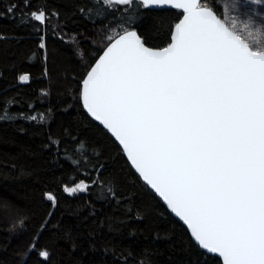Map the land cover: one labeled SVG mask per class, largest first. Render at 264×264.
I'll use <instances>...</instances> for the list:
<instances>
[{
	"label": "trees",
	"instance_id": "1",
	"mask_svg": "<svg viewBox=\"0 0 264 264\" xmlns=\"http://www.w3.org/2000/svg\"><path fill=\"white\" fill-rule=\"evenodd\" d=\"M222 1L200 3L223 18ZM250 2L264 8V0ZM41 10L43 24L30 15ZM181 14L139 0H0V264H222L140 180L79 98L109 37L133 29L161 48ZM82 181L86 190L64 191Z\"/></svg>",
	"mask_w": 264,
	"mask_h": 264
},
{
	"label": "snow or ice",
	"instance_id": "2",
	"mask_svg": "<svg viewBox=\"0 0 264 264\" xmlns=\"http://www.w3.org/2000/svg\"><path fill=\"white\" fill-rule=\"evenodd\" d=\"M140 3L183 11L171 42L146 47L126 29L109 37L83 79V105L201 249L223 264H264V25L221 18L200 0ZM30 15L46 21L43 10Z\"/></svg>",
	"mask_w": 264,
	"mask_h": 264
},
{
	"label": "rangeland",
	"instance_id": "3",
	"mask_svg": "<svg viewBox=\"0 0 264 264\" xmlns=\"http://www.w3.org/2000/svg\"><path fill=\"white\" fill-rule=\"evenodd\" d=\"M221 6L225 15L235 17L240 21L251 20L256 26L264 25V8L253 6L250 0H223ZM75 186L76 184L70 188ZM76 192L79 191L72 193Z\"/></svg>",
	"mask_w": 264,
	"mask_h": 264
},
{
	"label": "water",
	"instance_id": "4",
	"mask_svg": "<svg viewBox=\"0 0 264 264\" xmlns=\"http://www.w3.org/2000/svg\"><path fill=\"white\" fill-rule=\"evenodd\" d=\"M140 1V0H139ZM201 1V0H200ZM148 8H151V9H163V8H174V7H171V6H164V7H148ZM179 11H181V16H180V18L177 20V22L176 23H178L179 22V20L180 19H182L183 18V11L182 10H179ZM175 23V24H176ZM174 24V25H175ZM174 28V26L172 27V29ZM129 31H136V30H133V29H130ZM120 34H122V32L120 33ZM138 34V33H137ZM116 37H118V35L116 36ZM142 39V38H141ZM143 41V40H142ZM171 42V40L169 41V43ZM145 46L146 47H149V46H147L146 44H145ZM167 46V45H166ZM166 46H164V47H166ZM107 47V45L103 48V50L105 49ZM150 48H152V47H150ZM161 48H163V47H161ZM154 49H160V48H154ZM103 50L100 52V54L99 55H102L103 54ZM99 55L97 56V58L94 60V62L90 65V67L88 68V70H87V72L91 69V67L92 66H94V64H95V62H96V60L99 58ZM87 72L85 73V75H84V77H83V79L85 78V76H86V74H87ZM83 79H82V81H81V85H80V94H79V98H80V103H81V106H82V108H83V110L86 112V114L91 118V119H93L99 126H101L112 138H113V140L117 143V145L120 147V149L122 150V152H123V148H122V145H120L119 144V141H117L116 140V138L112 135V133L108 130V129H106L105 127H104V125L100 122V121H97L88 111H87V109L84 107V105H83V101H82V99H81V91H82V82H83ZM123 155L125 156V158H126V160H127V162H128V164L130 165V167L133 169V171L136 173V175L140 178V180L149 188V190H151L158 198H159V200L163 203V205L165 206V208L171 213V215L173 216V217H175L179 222H181L183 225H184V227L187 229V231L189 232V234H190V236H191V233H190V230L188 229V227H187V225L174 213V212H172V210L167 206V203L163 200V198H161L157 193H155V191L153 190V189H151L150 188V186H148L147 184H146V182H144L143 181V179L139 176V174L136 172V170H135V168L131 165V162L128 160V158H127V155L123 152ZM191 238H192V236H191ZM192 240L194 241V239L192 238ZM195 242V241H194ZM196 243V242H195ZM197 244V243H196ZM198 245V244H197ZM205 253H207V254H209V255H214V256H216V257H218L219 259H220V261H221V263L223 264V259L221 258V257H219L218 256V254H213V253H209V252H207V250H204V249H202Z\"/></svg>",
	"mask_w": 264,
	"mask_h": 264
}]
</instances>
